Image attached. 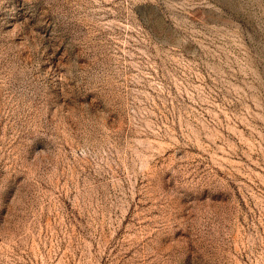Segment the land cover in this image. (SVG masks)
<instances>
[{"label":"rangeland","instance_id":"obj_1","mask_svg":"<svg viewBox=\"0 0 264 264\" xmlns=\"http://www.w3.org/2000/svg\"><path fill=\"white\" fill-rule=\"evenodd\" d=\"M0 264H264V0H0Z\"/></svg>","mask_w":264,"mask_h":264}]
</instances>
